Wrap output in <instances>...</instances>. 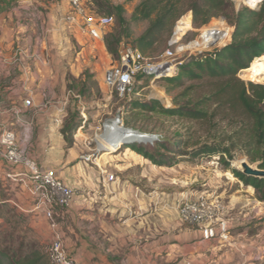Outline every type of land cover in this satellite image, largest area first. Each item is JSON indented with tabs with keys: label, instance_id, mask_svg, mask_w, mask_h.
<instances>
[{
	"label": "rangeland",
	"instance_id": "1",
	"mask_svg": "<svg viewBox=\"0 0 264 264\" xmlns=\"http://www.w3.org/2000/svg\"><path fill=\"white\" fill-rule=\"evenodd\" d=\"M243 1L231 0L236 12L244 7H249L243 4ZM87 2L96 14L105 16L107 9L112 11L114 24L105 31L101 40L90 38L80 27L64 23L63 17L70 12V7L62 0H0V9L6 10L0 13V31H3L2 27L4 26L13 30L15 34L12 39L15 40V44L10 48L8 41H5L0 32V54L16 52L22 54L21 46L24 44V39H30L34 47L40 48V52L50 53L60 60L56 66L59 67L63 80L57 98L52 100H61L62 112L59 127L62 130L68 124H81L71 137L74 142L78 137L76 149L79 155L96 156L87 163L91 166V180L98 182L100 177L111 173L116 176L115 191L109 195L105 194L107 204L111 203L112 205L111 199L120 192L125 196V202L131 209H127L124 215L130 217L134 212V199L137 201L138 193H143L142 196L148 198L150 195L156 196V212L162 214L168 212L167 209L173 211L169 205L174 203L175 206L176 199L179 197L182 198V200L179 198L182 202L185 199L195 198L206 191L226 192L231 189L233 181L237 180L230 171L224 169V164L220 162L218 155L213 157L202 155L197 159H192L180 153L175 155L177 163L173 167L154 165L151 161L143 159L141 155L128 149L129 145L121 147L122 144H117L114 153H119L108 155L107 151L100 149L99 137L104 135L106 121L115 119L120 111L124 127L144 134L161 136L167 140L166 142L176 143L177 151L187 152L205 144L223 143L234 148L233 160H230L231 168L240 170L243 161L258 168L259 163H250L251 152L245 149L242 143L237 144L235 133L244 121V118L238 113L216 110L214 105L210 109V119L197 122L177 116H168L159 111L143 112L132 109L131 103L150 100L159 101L165 110L174 109L175 101L185 105L191 101L196 102L202 99L211 92L210 85L199 81H186L182 88L172 90L164 79L148 78L137 81L134 85L135 92L128 98L122 99L110 90L104 81L106 71L119 62L123 47L132 45L133 40L146 30L148 23L131 24L132 36L126 38L123 33L120 34L119 21L111 7L123 6L125 18L129 21L141 0H87ZM26 8H30V12L34 13L28 15L27 19L24 18L27 17V14L23 13L27 11ZM189 14L191 23L187 31L191 30L184 38V43L195 42L191 45L192 48L205 49L209 45L204 40L206 36L211 42L214 40L210 36H215L216 41L219 42L217 49L230 43L234 28L224 17L214 19L204 27L196 28L193 25L192 13L188 12L185 16ZM9 17H13V22L8 21ZM178 26L175 27L176 32ZM209 27V32L203 35V39L200 41L204 30ZM118 36L121 43H116L113 39V37L119 38ZM212 51L213 49H206L201 50L200 54L194 53L201 55ZM238 78L246 84L264 85V74L250 78L249 74L242 71ZM125 121L129 123L128 126L125 125ZM156 143L142 144L141 146L154 147ZM132 145L139 144L132 143ZM184 145H188L189 148H185ZM119 147L121 148L119 149ZM224 159L229 160L227 157ZM99 167L105 172L101 174ZM87 197L89 198L88 194ZM14 209L17 208L14 207ZM153 210L155 211L154 208ZM15 217L17 218L12 221L5 217L0 218V250L13 249L18 252L23 249L25 254L35 251L47 259L46 247L53 236L50 221L43 227L36 221H22L19 215ZM162 225L165 229L166 226L161 223V227ZM161 263L166 264L165 262ZM255 264H264V252L261 261H257Z\"/></svg>",
	"mask_w": 264,
	"mask_h": 264
},
{
	"label": "crops",
	"instance_id": "2",
	"mask_svg": "<svg viewBox=\"0 0 264 264\" xmlns=\"http://www.w3.org/2000/svg\"><path fill=\"white\" fill-rule=\"evenodd\" d=\"M26 9L23 13L27 14L24 17L27 19L33 12ZM13 20L9 17L8 21ZM2 28V37L11 48L15 44L14 31ZM22 45V54H0L3 127L16 135L27 155L40 167L55 169L61 180L78 191L71 209H57L54 216L67 251L78 263L255 264L261 261L264 202L257 200L252 187H246L238 179L227 193H215L226 200L230 210L227 240H204L198 227L182 225L177 209L181 197V200L176 199L175 206L170 203L173 211L167 209L168 212L162 214L156 212V196L144 197L142 192L138 193L137 201H133L134 212L130 217L124 215L130 208L120 192L111 199L112 205L107 204L105 194L115 191L117 181L111 183L107 176L100 177L98 182L91 180V166L78 161L84 157L76 149L78 137L68 148L59 127L61 100H52L57 98L63 80L56 66L60 60L50 53L40 52L30 39H24ZM27 99L33 101L31 108L25 106ZM99 168L101 174L105 172ZM14 172L0 158V218L12 221L19 215L22 221H36L44 227L49 220L36 210L32 195L8 178Z\"/></svg>",
	"mask_w": 264,
	"mask_h": 264
},
{
	"label": "trees",
	"instance_id": "3",
	"mask_svg": "<svg viewBox=\"0 0 264 264\" xmlns=\"http://www.w3.org/2000/svg\"><path fill=\"white\" fill-rule=\"evenodd\" d=\"M111 9L117 15L120 34L123 33L126 38L132 36L131 24L148 23L146 30L133 40L132 46L150 58L165 51L176 25H179L180 29L184 24V30L188 29L191 23V15L185 16L188 12L192 13L193 25L196 28L204 27L221 17L228 21L234 28L228 45L212 52L188 57L173 77L164 79L172 90L182 88L186 81L203 82L211 86L209 94L185 105L175 101V108L170 110H165L156 100L135 101L131 105L132 109L143 112L159 111L168 116L197 122L209 120L210 109L214 105L216 110L238 113L244 121L235 133L237 144L242 143L244 148L251 152V164L259 163L258 169L264 170V85L246 84L238 78L239 73L249 69L255 59L264 57V0L257 8L244 7L238 12L233 9L231 0H141L129 21L125 18L123 6H112ZM4 11L6 10L0 9V13ZM105 16L113 17L112 11L107 9ZM179 29L178 36L182 37L184 34H181ZM209 30L210 27L205 29L203 35ZM113 39L116 43H121L120 37ZM148 78L150 77L139 75L136 77V83ZM134 92L133 87L132 93ZM125 125L128 126L129 123L125 121ZM80 126V123L68 124L61 130L69 148L74 144L71 135ZM142 144L144 143L129 145L127 148L159 167H173L177 163L175 155L180 153L192 159L202 155H218L224 169L230 171L246 187H252L257 200L264 202V179L247 177L240 170L231 168L230 160H233L234 148L217 142L182 152L176 150V143L157 142L154 147L141 146ZM184 147L189 148L188 145ZM225 157L229 160H225ZM47 259L35 251L25 254L23 249L18 252L13 249L0 250V264H50Z\"/></svg>",
	"mask_w": 264,
	"mask_h": 264
},
{
	"label": "built area",
	"instance_id": "4",
	"mask_svg": "<svg viewBox=\"0 0 264 264\" xmlns=\"http://www.w3.org/2000/svg\"><path fill=\"white\" fill-rule=\"evenodd\" d=\"M62 1L67 2L70 7V12L63 17L64 23L80 27L94 40H101L105 31L114 23L113 17L96 14L87 0ZM189 31L180 39H175V29L167 49L156 58L142 55L132 45L124 46L119 62L105 73L106 86L122 99L130 97L137 76L144 75L154 80L173 77L188 57L198 56L194 52L200 54L201 50L217 49L219 42L216 40L205 49L192 48L191 45L195 42L184 43L183 40ZM202 39L203 34L200 41ZM214 44L215 47L211 48ZM25 106L31 108L33 101L27 99ZM0 158L15 170L8 178L27 189L35 200L36 210L43 212L50 221L53 236L46 247L50 264H80L67 251L54 218L57 209H71L79 195L78 191L61 180L55 169H44L27 155L26 148L18 143L16 135L3 127L1 113ZM94 158L95 155H87L82 159L88 163ZM107 180L113 183L116 176L107 174ZM178 213L181 224L198 227L204 240L228 239L230 210L224 200L215 193L206 191L195 198L183 200L178 206Z\"/></svg>",
	"mask_w": 264,
	"mask_h": 264
},
{
	"label": "bare ground",
	"instance_id": "5",
	"mask_svg": "<svg viewBox=\"0 0 264 264\" xmlns=\"http://www.w3.org/2000/svg\"><path fill=\"white\" fill-rule=\"evenodd\" d=\"M262 0H244L242 3L249 6L250 8H256ZM184 24L180 27L179 32L181 34H185L187 30H184ZM207 37V36H206ZM205 37V42L211 43L208 38ZM212 37V38H211ZM181 37L178 36V30L175 35V39H180ZM212 40H216L215 36H210ZM243 72L249 74L250 78L257 77L264 74V57L261 59H255L252 63L251 67ZM100 149L107 151L108 154L114 153L117 148V144L123 145H132L134 144H141V143H154L155 140L152 137L141 136L131 134L127 131H124L122 128L117 126H110L105 125L104 128V135L100 136ZM136 142V143H135ZM138 142V143H137ZM127 143V144H124ZM119 147V149L121 148ZM118 149V150H119ZM244 162V161H243ZM242 162V163H243Z\"/></svg>",
	"mask_w": 264,
	"mask_h": 264
},
{
	"label": "water",
	"instance_id": "6",
	"mask_svg": "<svg viewBox=\"0 0 264 264\" xmlns=\"http://www.w3.org/2000/svg\"><path fill=\"white\" fill-rule=\"evenodd\" d=\"M236 1H238V0H236ZM212 47H215V44L211 45V48ZM121 115H122L121 111L118 112L116 117H115V119L107 120L105 125L117 126L119 128H122L124 131H127V132L131 133V134L152 137L155 140V142H166L167 141L166 139H164L161 136L144 134V133H142L140 131H136V130L124 127ZM240 171L247 177L264 179V170H260L258 168H254L248 162L241 163Z\"/></svg>",
	"mask_w": 264,
	"mask_h": 264
}]
</instances>
